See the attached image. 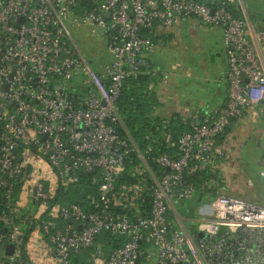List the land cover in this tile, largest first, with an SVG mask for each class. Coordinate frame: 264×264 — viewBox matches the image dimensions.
<instances>
[{
  "label": "built area",
  "instance_id": "2783aa9c",
  "mask_svg": "<svg viewBox=\"0 0 264 264\" xmlns=\"http://www.w3.org/2000/svg\"><path fill=\"white\" fill-rule=\"evenodd\" d=\"M230 1L0 0V264H71L72 255L93 246V264H264V205L258 202L222 193L208 198L198 208L202 237L187 235L167 217L173 200L197 190L183 175L213 155L231 120L256 104L264 114L258 59L264 27L253 30L227 8ZM181 17L221 29L227 100L178 137L176 156L155 158L164 170L151 176L149 210L131 219L125 210L143 188L116 191L115 182L129 154L142 156L115 129V101L124 79L141 72L140 55L156 49L148 32ZM65 21L106 38L110 59L100 70L82 55ZM261 161L264 177V151ZM90 171L98 175L93 210L52 203L59 186ZM16 180L24 187L13 199ZM22 200L31 206L18 217ZM103 231L124 239L108 255L96 243Z\"/></svg>",
  "mask_w": 264,
  "mask_h": 264
},
{
  "label": "crops",
  "instance_id": "0c3cea01",
  "mask_svg": "<svg viewBox=\"0 0 264 264\" xmlns=\"http://www.w3.org/2000/svg\"><path fill=\"white\" fill-rule=\"evenodd\" d=\"M227 5L253 30L264 27V0H233ZM148 34L156 49L142 53L140 59L141 71L154 77L148 86L154 94V115L164 120L177 116L187 125L215 115L225 104L228 92L227 60L221 29L202 24L195 17H181L174 26H155ZM184 38V51L174 61L173 56L165 58L161 48L173 40ZM109 59L108 54L104 63ZM258 59L264 70V52L258 54ZM103 64L97 65L96 69L100 70ZM165 140L168 147L176 146V142L169 141L168 135ZM263 151L264 114L256 104L244 108L241 115L231 120L225 132L216 138L213 155L199 161L197 169L207 168L212 176H216L217 179L210 181L209 188L217 185L218 193L264 205L261 197L264 195L261 194L264 177L260 174ZM246 187L256 191L249 195ZM208 198L209 192L197 189L190 198L173 200L167 217L194 238L198 212H201L198 208ZM22 201L25 203L26 200Z\"/></svg>",
  "mask_w": 264,
  "mask_h": 264
},
{
  "label": "trees",
  "instance_id": "16d2710c",
  "mask_svg": "<svg viewBox=\"0 0 264 264\" xmlns=\"http://www.w3.org/2000/svg\"><path fill=\"white\" fill-rule=\"evenodd\" d=\"M226 6L230 9L227 4ZM152 75L141 71L136 76H127L115 101L118 116V120L114 124L115 129L121 138L132 142L142 156L140 158L137 154H129L119 169L118 178L115 182L116 191H124L125 187L134 184H138L143 188L141 195L133 201V206L129 210H125L131 219L137 214L145 215L149 210L150 186L153 184L151 174L158 177L164 170L156 163L155 158L162 154L177 155L176 146H167L166 135L169 136L170 142H176L183 132L191 129V124H183L177 116L164 120L154 115V94L148 88L154 79ZM142 163L145 169L139 170ZM183 176L186 184H193L196 189L209 192L210 197L218 194L217 185H212L209 188V184H212L210 181L217 178L216 176H212L207 168L196 169L194 172L184 174ZM97 179L98 175L96 172H80L76 182L58 187L52 203H77L85 210H93L90 200L91 198L96 199L98 197V181H95ZM21 187L22 182L16 180L14 183L13 199L17 198L20 194ZM111 209L115 212L122 211L120 208L111 207ZM2 210L3 207L0 206V213ZM16 215L18 217L22 216L23 211L18 208ZM123 241L122 237H116L109 231H103L96 237V243L102 248L105 255H108L111 250L121 245ZM93 250L94 246L72 255L70 263L92 264L90 253Z\"/></svg>",
  "mask_w": 264,
  "mask_h": 264
},
{
  "label": "rangeland",
  "instance_id": "374dc122",
  "mask_svg": "<svg viewBox=\"0 0 264 264\" xmlns=\"http://www.w3.org/2000/svg\"><path fill=\"white\" fill-rule=\"evenodd\" d=\"M65 23H66L67 29L69 30L70 34L73 37V41L76 43V46L81 51L82 55L87 60H92L91 66L94 69H96L97 65L103 64L106 56L108 55L107 49H106V38L101 35L93 34L92 31L85 26L75 27V26L70 25L67 21H65ZM185 41H186V38L182 40H177V41L173 40V42H169L164 47H162L161 50L165 52V55H164L165 58L168 56H173L172 61H174L175 57L184 51ZM67 86L68 88H70V85H67ZM245 189L247 191L246 193L249 195L254 194V192L256 191L253 188L249 189L246 187ZM261 194H264V191ZM261 197L264 199V195ZM30 206H31V202L25 201V203H23L22 201V203H20L19 205L20 207L19 209L23 211V215H24L29 211ZM32 208L35 209V206L33 204H32Z\"/></svg>",
  "mask_w": 264,
  "mask_h": 264
},
{
  "label": "water",
  "instance_id": "95a60500",
  "mask_svg": "<svg viewBox=\"0 0 264 264\" xmlns=\"http://www.w3.org/2000/svg\"><path fill=\"white\" fill-rule=\"evenodd\" d=\"M88 63L91 64L92 63V60H88ZM199 123L200 122H197L196 125L199 124ZM197 236L198 237H202L203 234L201 232H197ZM194 241H195V243H197V240L196 239H194ZM1 250H2V246L0 245V254H1ZM11 250H12V245L9 244V245H6L5 246V252L6 253L10 254L11 253Z\"/></svg>",
  "mask_w": 264,
  "mask_h": 264
}]
</instances>
